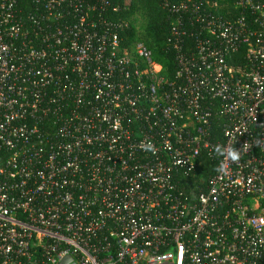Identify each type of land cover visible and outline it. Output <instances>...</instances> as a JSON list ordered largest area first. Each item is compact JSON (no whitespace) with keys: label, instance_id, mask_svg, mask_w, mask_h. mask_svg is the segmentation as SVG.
<instances>
[{"label":"built area","instance_id":"obj_1","mask_svg":"<svg viewBox=\"0 0 264 264\" xmlns=\"http://www.w3.org/2000/svg\"><path fill=\"white\" fill-rule=\"evenodd\" d=\"M28 1L0 0V264H264V0H162L171 75L122 0Z\"/></svg>","mask_w":264,"mask_h":264},{"label":"trees","instance_id":"obj_2","mask_svg":"<svg viewBox=\"0 0 264 264\" xmlns=\"http://www.w3.org/2000/svg\"><path fill=\"white\" fill-rule=\"evenodd\" d=\"M21 1H25V7L31 8V3L28 0ZM122 3L124 9L115 16L118 19L129 20L128 41L144 42L152 50L154 59L162 63L168 74L171 75L175 69V61L168 44L169 13L162 0H122ZM137 15H140L145 22L140 30L135 25Z\"/></svg>","mask_w":264,"mask_h":264},{"label":"rangeland","instance_id":"obj_3","mask_svg":"<svg viewBox=\"0 0 264 264\" xmlns=\"http://www.w3.org/2000/svg\"><path fill=\"white\" fill-rule=\"evenodd\" d=\"M145 24L143 18L140 15H137L135 17V25L138 27V30L141 29V27Z\"/></svg>","mask_w":264,"mask_h":264},{"label":"water","instance_id":"obj_4","mask_svg":"<svg viewBox=\"0 0 264 264\" xmlns=\"http://www.w3.org/2000/svg\"><path fill=\"white\" fill-rule=\"evenodd\" d=\"M60 264H77L72 256H67Z\"/></svg>","mask_w":264,"mask_h":264}]
</instances>
